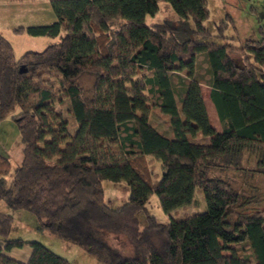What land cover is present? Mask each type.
I'll use <instances>...</instances> for the list:
<instances>
[{"label": "trees", "instance_id": "trees-1", "mask_svg": "<svg viewBox=\"0 0 264 264\" xmlns=\"http://www.w3.org/2000/svg\"><path fill=\"white\" fill-rule=\"evenodd\" d=\"M161 1L177 20L147 24ZM50 6L57 21L14 30L59 37L42 50L16 58L0 34V120L11 118L22 145L8 186L10 162L0 153V201L104 264H264V191L255 184L264 179V35L235 45L226 19L212 31L207 0ZM200 55L219 131L195 74ZM105 180L128 185L120 207L106 204ZM197 192L205 210L171 216ZM152 196L166 223L151 214ZM12 219L0 213V264H70L39 242L9 239ZM23 247L26 262L7 255Z\"/></svg>", "mask_w": 264, "mask_h": 264}, {"label": "rangeland", "instance_id": "rangeland-1", "mask_svg": "<svg viewBox=\"0 0 264 264\" xmlns=\"http://www.w3.org/2000/svg\"><path fill=\"white\" fill-rule=\"evenodd\" d=\"M23 2L31 1L38 2L39 0H21ZM44 2L45 0H41ZM49 0H46V4H48ZM209 7H211V13L209 15V19L207 21V26L214 31V24L219 23L221 21L218 17L219 11L218 8L215 7V2L210 0L208 2ZM47 6V5H46ZM215 7V8H214ZM238 7H240L238 5ZM53 15V13H52ZM54 16V15H53ZM176 21L177 15L173 10L172 6L167 1H161L159 3V9L153 16H146L145 22L147 24H158L164 21ZM250 24H254L255 32L251 34V28L247 31V36H243L242 32L245 33L244 30L248 28L249 21L247 19H241L236 21L234 24L230 22L232 32L231 34L235 37L236 44H240V42L244 41L245 37L248 39L258 40L261 35L260 29L262 27V23L258 19H254V17H250ZM238 26V31L236 27ZM227 32V31H226ZM228 33H230L228 31ZM252 35V36H251ZM255 35V36H253ZM28 36V35H27ZM24 35L23 39L17 38L13 39L14 43V54L15 57L18 58L22 55L26 50H42L44 46V42H56L59 40V37L54 38H43V37H33ZM255 37V38H253ZM48 45V44H45ZM236 63H243L242 56L232 55ZM208 67L206 64V58L204 55L198 56L196 60L195 74L196 78L200 80L201 87L203 89V95L206 97L208 95ZM82 84L85 88L90 87L91 79L82 78ZM179 92V88L177 87ZM58 108V106H57ZM151 120L156 124L157 128L162 130L163 132H169V126L166 123L164 117L157 113L152 112L150 116ZM215 118V117H214ZM216 121V118H215ZM21 149L22 145L20 142V135L16 124L11 120L10 117H7L3 120H0V153L6 156L10 162V171L4 177L5 183L8 186L12 180L14 170L21 160ZM150 168L152 170V174L158 175L160 173V166L157 161L152 162L150 164ZM255 183L256 180H251ZM258 188L264 191V179H261L259 183H255ZM103 189H104V199L106 204L111 208H118L123 205L128 196H129V187L124 181L120 182H112L105 180L103 181ZM147 206L152 215H154L158 222L166 223L168 217L162 212L161 208L158 205V200L155 196L149 198L147 202ZM206 206L203 202L202 195L200 193L194 194V203L188 205L184 208L177 209L176 212L171 213L172 217H186L191 216L193 213H198L205 210ZM0 213L10 214L12 216V225L8 235L9 239H18L22 238L28 241H36L43 244L45 247L58 254L59 256L65 258L69 261L70 264H104L94 256L86 253L80 247L65 242L47 232L41 231L38 229L36 218L30 212L23 209H11L5 201H0ZM141 223L144 222L142 215H139Z\"/></svg>", "mask_w": 264, "mask_h": 264}, {"label": "crops", "instance_id": "crops-1", "mask_svg": "<svg viewBox=\"0 0 264 264\" xmlns=\"http://www.w3.org/2000/svg\"><path fill=\"white\" fill-rule=\"evenodd\" d=\"M209 1L210 0H207V6L209 8V15H210L211 7H209L208 5ZM212 1L215 2L216 5L215 7L218 8L219 16H220L218 18L220 20L223 19L230 20V22L234 24L238 20L247 19L250 24V22L253 21L250 20V17H254V19H258L260 22H264V0H212ZM238 5L240 7H238ZM52 13L53 11L50 6V0L48 4H46V0L44 2H42L41 0H39L38 2H31V1L23 2L21 0H0V34L3 35L11 43L14 52L15 47H14L13 39H17L19 37L22 38L24 37V35L27 36L26 33L17 34L14 32V30L20 27L48 25L54 21H57L58 18L54 15V13L53 16ZM249 28H251L252 31L251 34H254L255 32L254 24H250L248 25V28L244 30L245 33L242 32L243 36H247L246 34ZM230 29L231 26L229 25L228 29L226 30L227 32H225V34L226 36L234 37V35L231 34L232 32L230 31ZM236 29L238 31V26L236 27ZM228 31L230 33H228ZM258 35H261V37L264 35V23H262V27ZM23 39H29V38L24 37ZM246 39H248V37H245L244 40ZM234 43L235 45H238L236 44V42ZM43 44L44 46H47L45 44L49 45L51 43L44 42ZM207 87H208V95H206V97L203 95V100L205 103L207 115L209 117V121L211 125L217 131H219L221 129L220 122L215 107L209 97L210 87L209 86ZM201 90L203 94L202 87ZM214 117L216 118V121ZM30 253H31L30 248L23 247V248H13L7 253V255L17 261L26 262L30 256Z\"/></svg>", "mask_w": 264, "mask_h": 264}]
</instances>
